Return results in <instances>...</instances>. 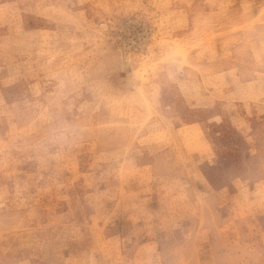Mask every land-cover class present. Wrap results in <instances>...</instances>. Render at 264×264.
<instances>
[{
	"label": "rangeland",
	"instance_id": "obj_1",
	"mask_svg": "<svg viewBox=\"0 0 264 264\" xmlns=\"http://www.w3.org/2000/svg\"><path fill=\"white\" fill-rule=\"evenodd\" d=\"M0 264H264V0H0Z\"/></svg>",
	"mask_w": 264,
	"mask_h": 264
}]
</instances>
